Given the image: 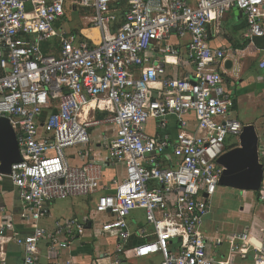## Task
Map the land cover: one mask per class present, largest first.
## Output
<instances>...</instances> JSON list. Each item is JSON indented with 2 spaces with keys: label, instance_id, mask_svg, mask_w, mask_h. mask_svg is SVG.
<instances>
[{
  "label": "built area",
  "instance_id": "obj_1",
  "mask_svg": "<svg viewBox=\"0 0 264 264\" xmlns=\"http://www.w3.org/2000/svg\"><path fill=\"white\" fill-rule=\"evenodd\" d=\"M233 10L245 16L246 40H264V0H0V119L11 121L23 159L8 178L23 204L20 217L32 227L21 238L6 214L0 246L15 242L23 264H43L45 243L49 264H73L59 258L86 235L89 220H57L51 228L42 221L58 201L99 195L91 222L115 243L98 264H125L133 236L139 259L222 264L215 251L225 240L203 229L225 171L219 159L239 146L245 125L232 116L235 101L221 73L227 52L211 40ZM83 13L99 42L66 29L69 17ZM174 38L186 41L184 52ZM261 56L264 71V49ZM152 121L164 134L147 133ZM104 125L117 128L102 140L110 165L123 170L109 182L86 152L91 130ZM73 149L83 165L71 163ZM137 212L145 224L134 232ZM258 232L259 240L254 230L234 236L231 250H251L255 264H264V227ZM0 264H8L3 251Z\"/></svg>",
  "mask_w": 264,
  "mask_h": 264
},
{
  "label": "crops",
  "instance_id": "obj_2",
  "mask_svg": "<svg viewBox=\"0 0 264 264\" xmlns=\"http://www.w3.org/2000/svg\"><path fill=\"white\" fill-rule=\"evenodd\" d=\"M77 16L78 19L81 20V15ZM71 18L72 16L69 17V21L65 27L69 33L74 34L75 30L70 31L68 29L69 24H71L74 20V18ZM246 29L247 24L245 16L240 11L233 10L229 12L222 21L220 33L216 38L211 40V46L216 49H225L228 55L224 67L221 69V73L225 81V87L235 101V107L232 112L233 118L241 122L243 125H255L259 137L264 139V71L259 67L262 59L261 50L264 49V40H257L254 44H252L249 40L244 38ZM86 30L92 29L87 26V28L80 30V34H78V36H80L83 40L90 41L91 43H97V41L99 42V32L95 37H87L84 34V31ZM172 43L179 45V48L183 52L185 51L186 41H180L174 38ZM189 70V67L180 69V75L184 72H189ZM169 73L175 75L176 71L169 68ZM95 107V103L90 105L89 114ZM101 114L102 113L98 114V118ZM102 115V118L106 116V114ZM152 122L154 123V121ZM175 129L176 128L173 122L170 132L174 134ZM91 134L92 143L86 148V152L90 159L89 161H94L104 167L106 182L107 180L109 182L116 177L123 176L122 168H113L110 165L108 153L102 140L104 136L114 138L117 134V128L112 125H104L93 128L91 130ZM162 134H164V132H159L156 130L155 126V132L150 135L157 136ZM77 151V149H73L68 153L72 159L71 163L76 166H81L84 164V161L79 160L77 157H73ZM261 191L264 192V183ZM244 193L245 195L243 199L245 202L240 205L237 217L239 225L235 232L225 236L221 235L223 233H220V231H217L215 227H213V214L207 218L204 224L203 230L210 239L221 237L225 240L223 245H221L216 251L214 250L217 253L219 262L222 264H255L256 262L255 255L251 250L243 254L231 250V244L234 236L249 232L252 233L254 230L255 236L259 240L261 235L258 231L261 227H264V203L260 200L261 192ZM22 207V201L18 197L17 190L10 178L0 177V220L4 218L6 214L12 216L16 225V230L19 234L18 236L21 238H27L32 233V227L30 223L24 222L21 219L20 212ZM2 209L4 212L1 211ZM91 217L92 212H90V214H80L79 210H77L72 212L67 217L53 219L51 207V214L49 218L42 221V225L45 227L51 228L57 220L69 218L89 220V225L87 227L88 232L86 235L82 237L81 240L73 243L59 259L71 260L73 264H98V262L102 259V254L106 250H113L115 243L114 238L101 235L100 228L95 226V223L91 222ZM144 224V214L142 220H138V217L135 214L130 220V225L134 232L137 231L138 228L144 226ZM139 241L140 240L137 236H133L128 246L130 252L125 264H160L162 261L161 256L157 255L147 259H139L134 255L132 250ZM2 251L6 255L8 264H23L24 250L22 246L16 244L15 242H7L0 246V253ZM210 252H212V250ZM40 253L43 264H49V254L45 243L40 245Z\"/></svg>",
  "mask_w": 264,
  "mask_h": 264
},
{
  "label": "water",
  "instance_id": "obj_3",
  "mask_svg": "<svg viewBox=\"0 0 264 264\" xmlns=\"http://www.w3.org/2000/svg\"><path fill=\"white\" fill-rule=\"evenodd\" d=\"M260 137L255 125H245L238 147L227 151L219 164L225 168L220 186L259 193L264 183V158L259 155ZM17 134L8 118L0 119V175L12 174L13 165L22 163Z\"/></svg>",
  "mask_w": 264,
  "mask_h": 264
},
{
  "label": "rangeland",
  "instance_id": "obj_4",
  "mask_svg": "<svg viewBox=\"0 0 264 264\" xmlns=\"http://www.w3.org/2000/svg\"><path fill=\"white\" fill-rule=\"evenodd\" d=\"M90 16V14L83 13L80 18L76 14L72 15L74 18L73 22L69 24L68 29L70 31L76 30L80 31L83 28H87L88 22L83 20L84 17ZM71 18V19H72ZM155 122H151L146 126L148 134H153L155 132ZM245 193L229 187H219L217 193L213 197V227L221 235H227L236 231L239 222H238V213L240 205L245 202L244 198ZM99 197V196H98ZM97 195L91 197H72L64 201H58L52 205V218L67 217L72 212L79 210V213H89L93 212L96 205V200L98 199ZM258 198V196H257ZM89 211V212H88ZM138 217V220L143 219L142 212H137L135 214Z\"/></svg>",
  "mask_w": 264,
  "mask_h": 264
},
{
  "label": "trees",
  "instance_id": "obj_5",
  "mask_svg": "<svg viewBox=\"0 0 264 264\" xmlns=\"http://www.w3.org/2000/svg\"><path fill=\"white\" fill-rule=\"evenodd\" d=\"M121 8H122V13H125L124 11H126V5H125V3H124V1L121 3ZM123 15L124 14H121V16H120V20H119V24H117L116 25V27H115V29H117V27L118 26H120L121 25V23H123ZM74 34H80V31H74ZM45 48H47V46H45ZM103 117V115L101 114L100 116H99V118H102ZM235 147L233 146V147H231L230 149H234Z\"/></svg>",
  "mask_w": 264,
  "mask_h": 264
},
{
  "label": "bare ground",
  "instance_id": "obj_6",
  "mask_svg": "<svg viewBox=\"0 0 264 264\" xmlns=\"http://www.w3.org/2000/svg\"><path fill=\"white\" fill-rule=\"evenodd\" d=\"M84 34L88 37V36H97L98 35V30H96V29H92V30H86V31H84ZM92 39V38H91ZM95 41V40H94ZM98 42V41H97ZM89 111H90V105L89 106H87L86 108H85V113H86V115L88 116V114H89ZM85 117V116H84Z\"/></svg>",
  "mask_w": 264,
  "mask_h": 264
}]
</instances>
